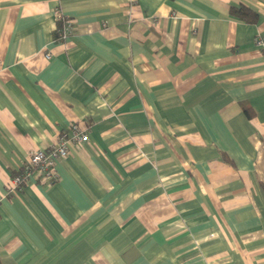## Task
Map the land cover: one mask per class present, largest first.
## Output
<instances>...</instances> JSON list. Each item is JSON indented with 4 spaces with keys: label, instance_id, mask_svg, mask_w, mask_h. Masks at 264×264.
Masks as SVG:
<instances>
[{
    "label": "crops",
    "instance_id": "0c3cea01",
    "mask_svg": "<svg viewBox=\"0 0 264 264\" xmlns=\"http://www.w3.org/2000/svg\"><path fill=\"white\" fill-rule=\"evenodd\" d=\"M258 40L264 0H0L1 264H264ZM74 122L57 180L8 194Z\"/></svg>",
    "mask_w": 264,
    "mask_h": 264
},
{
    "label": "built area",
    "instance_id": "2783aa9c",
    "mask_svg": "<svg viewBox=\"0 0 264 264\" xmlns=\"http://www.w3.org/2000/svg\"><path fill=\"white\" fill-rule=\"evenodd\" d=\"M56 16L57 20L62 21L59 41H63L73 34L74 22L60 8L57 9ZM257 43L263 45L264 41L258 40ZM46 58H50L49 53L46 54ZM89 140L87 127L74 122L58 135L54 144L27 150L16 173L7 185L8 194L22 190L31 180L44 184L54 183L58 176V163L67 158L74 147L82 146Z\"/></svg>",
    "mask_w": 264,
    "mask_h": 264
},
{
    "label": "trees",
    "instance_id": "16d2710c",
    "mask_svg": "<svg viewBox=\"0 0 264 264\" xmlns=\"http://www.w3.org/2000/svg\"><path fill=\"white\" fill-rule=\"evenodd\" d=\"M230 13L232 16L245 20L247 22H256L258 20V13L246 5L232 6L230 8ZM62 21L57 20L56 26V39H60L59 30L61 29ZM247 111V108H246ZM1 264V260H0Z\"/></svg>",
    "mask_w": 264,
    "mask_h": 264
}]
</instances>
